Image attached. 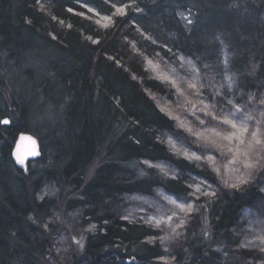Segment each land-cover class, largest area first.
Returning <instances> with one entry per match:
<instances>
[{"label": "trees", "instance_id": "1", "mask_svg": "<svg viewBox=\"0 0 264 264\" xmlns=\"http://www.w3.org/2000/svg\"><path fill=\"white\" fill-rule=\"evenodd\" d=\"M194 97L261 107L264 0H0V264H264V160L222 182L178 153L196 141L166 107ZM23 132L41 158L17 168ZM166 199L193 206L172 238L145 217Z\"/></svg>", "mask_w": 264, "mask_h": 264}, {"label": "rangeland", "instance_id": "2", "mask_svg": "<svg viewBox=\"0 0 264 264\" xmlns=\"http://www.w3.org/2000/svg\"><path fill=\"white\" fill-rule=\"evenodd\" d=\"M180 67L183 68L185 66L181 65ZM188 70L191 71L190 68H188ZM173 71H174L173 69L172 70L170 69V71L168 73L171 75L174 73ZM220 84H221L222 89L229 86V82L227 81V79L224 81H221ZM205 89H207V88H205ZM185 92H186V90H185ZM194 98H195V100L190 98L191 102H192L191 104H189L188 101H185L182 105H179L178 109L175 108V106H177V105L172 106V107H169L167 105V107H166V109L169 110L170 115L174 116L178 120L179 124L181 125V128L183 129V132L186 133V130H188L187 133L191 134V135L188 134L189 138H191L190 140H192L194 137V140L196 141L195 147L197 149H195V150H197V152H194L195 150H192V149L190 151H187V150L183 151V150L179 149L178 153H180L181 155H184V153H188V156L184 155L185 157L188 158V160L198 161L199 164L200 163H204V164L206 163L213 170L216 168H219L220 169L219 172H217L215 170L214 171H215L216 177L219 180H221L222 182H226L227 180L233 181V179H236L238 177V175L241 172H243L244 170H247V171L251 170L252 168L251 169H245L239 163L225 167V165H228V160L230 159L231 154L229 153L227 155H222L220 149H217L216 147L211 146L207 141H205L203 139V136L198 138V136L196 135V133H202L204 136H208L209 139H215L218 144L225 146L223 150L226 152L227 151V142L219 140V138L215 137L209 130L212 128H216L217 130L224 132L225 130L228 129V126L220 124L219 119H221L225 116H228L229 118H234L235 116H239L241 118H244L249 114H244L243 112L236 113V111H233V113H229V114L222 112V114H219L217 116V119L214 120V119H212L211 116L205 115V113L200 110L203 107V105L199 103V99H197V97H194ZM196 101L198 102V104ZM179 102H181V101H179ZM192 105H195V107H193ZM260 105H261V107H259V105H258V108L260 110L258 109V111H256L253 114V116H255L256 118L258 117L257 119L262 120V117L260 114H261V112H264V108L262 107L261 103H260ZM207 106L212 108V106H210V105H207ZM234 109H236V108L234 107L233 110ZM175 110L177 111V113H180V116H178L177 113H174ZM201 120L204 121L203 124L200 123ZM263 121H264V119H263ZM248 123H249L250 127H253L255 125V121H249ZM262 127H264V123H262ZM189 129H191V131H189ZM187 133H186V135H187ZM14 143H15V141H14ZM233 143H235V142H233ZM13 146H14V144H13ZM205 152H208L209 154L211 153L212 154L211 156L215 157V163L214 164L207 161L206 157L208 154H205ZM203 153H204V155H203ZM192 154L200 156L201 159L196 160V159L190 158L192 156ZM251 159L253 162H256V160H258V157L255 154H253ZM93 167H95V165L90 166V168L87 170V172L85 174L86 176H91V173L94 170ZM234 169H239V171H235ZM61 190L62 191H60V192L58 190V193H55V194L52 193L51 196L54 195V197H56V199L59 201V203L63 204V199L67 196V192L65 191L64 188H61ZM205 192H206V190L204 189V187H200V192H196V194L198 196V195H202ZM166 201H168L169 206H171L170 207L171 209L165 210V212H163V213H161V212L158 213V211H156L155 206L149 205L148 206L149 209L147 210L145 217L148 218L149 220H151L152 222H156L157 220H160L161 223H160L159 227H161V229L163 230V232L165 234L169 235V237L172 238L175 235L174 232L176 231V227L174 226V223L176 220H180L179 219L180 215H177V212H176V210H174L173 206L177 209L179 214L182 211L179 208V205H180L179 203L173 202L172 200H168V199H166ZM169 217H171V219H168ZM61 220H62V218L59 219L60 223H61ZM244 220H245V222H247V224L250 223L248 225V227L254 224V226H253L254 228L250 229V231H249L252 234L248 235V238L245 239V242H246L245 246L249 247L250 249H259L260 250L264 246V244H262L261 240L259 239V237H264L263 236L264 235V229H262V225H261V227L258 226L257 223H259V222L257 220H255V216H253V215L245 217ZM78 238L79 237L77 236L76 239H74V243H76L77 245H78V243H77ZM73 248H74V246H73Z\"/></svg>", "mask_w": 264, "mask_h": 264}, {"label": "snow or ice", "instance_id": "3", "mask_svg": "<svg viewBox=\"0 0 264 264\" xmlns=\"http://www.w3.org/2000/svg\"><path fill=\"white\" fill-rule=\"evenodd\" d=\"M71 11V9H70ZM89 12H92L93 9L89 8ZM116 14L123 15L124 14V8L117 7L116 8ZM106 20H111L110 17H105ZM99 23V21H97ZM190 22V21H189ZM108 24H105L104 27H107ZM95 42V41H94ZM151 64L152 62L149 61ZM197 71L195 68H193V72ZM163 79L169 83H171L173 86H176V81L169 79L167 76L163 77ZM187 88L191 90H196L197 95H199L198 86L194 82H189L187 84ZM178 92H180L181 95L184 93L178 88ZM189 104H191V101H188ZM260 103L264 104V100H261ZM201 104H203V101H201ZM195 107V105H192ZM207 116H211L212 119H217V117L208 109L207 105H204L201 109ZM236 113L241 112L240 108H236ZM261 117H264V112H261ZM249 121H255V125L253 127H250ZM4 124H8V120L2 121ZM201 124L204 123L203 120L200 121ZM219 123L223 125H227L228 129L224 132H221L217 130L216 128H212L209 131L219 140L226 141L227 142V151L225 152L223 149L225 146L218 144L215 139H209L208 136H204L202 133H196V135L199 137L203 136V139L207 141L211 146L216 147L217 149L221 150L222 155L231 154L230 159L228 160V165H225V167H228L229 165H235L237 163L241 164L245 169H251L255 168L257 166V163H259L260 160H264V127H262V121L261 119H257L255 116L249 114L244 118H241L239 116H235L234 118H229L228 116H225L221 119H219ZM191 131V129H189ZM21 144L17 145V151H16V159L19 163L23 164L25 162V156L26 155H38V152L36 151L35 145L36 141L33 140L31 137L21 136L20 137ZM25 141H28L31 145V148L28 149L26 152L22 153L21 149L23 148V144ZM235 142V143H233ZM255 154L258 157V160L254 163L251 159L252 155ZM185 156H188V153H184ZM190 158L200 160L201 157L197 156L195 154H192ZM207 161L211 163H215V157L209 155L206 157ZM215 171L219 172L220 169L216 168ZM235 171H239V169H234ZM241 183L247 182L243 177L240 178ZM237 185L233 184L232 187H236ZM196 192H200V187L197 186L195 189ZM204 195H215V193H203ZM198 198V197H197ZM179 208L182 212L190 213L193 211V206L191 204H180ZM168 219H171L169 217ZM161 221H156V226L158 227L160 225ZM261 240V243L264 244V237H259ZM261 251H264V248H261Z\"/></svg>", "mask_w": 264, "mask_h": 264}, {"label": "water", "instance_id": "4", "mask_svg": "<svg viewBox=\"0 0 264 264\" xmlns=\"http://www.w3.org/2000/svg\"><path fill=\"white\" fill-rule=\"evenodd\" d=\"M4 121V120H3ZM2 125H8V124H4V123H1ZM21 136H26V137H31L33 140H35V138L29 134H21L17 137L15 143H14V146L11 150V159L13 161V163L15 164V166L17 167H21L26 161H37L39 160V158L41 157V150L39 149V146H38V143L36 141V145H35V148H36V151L38 152V155H26L25 156V162L23 164L19 163L16 159V151H17V145L21 144V141H20V137ZM31 148V145L28 141H25L24 144H23V148L21 149L22 153L26 152L28 149Z\"/></svg>", "mask_w": 264, "mask_h": 264}, {"label": "bare ground", "instance_id": "5", "mask_svg": "<svg viewBox=\"0 0 264 264\" xmlns=\"http://www.w3.org/2000/svg\"><path fill=\"white\" fill-rule=\"evenodd\" d=\"M3 120H8V119H3ZM2 120V121H3ZM2 121H1V123H2ZM2 125V124H1ZM8 125H9V123H8ZM8 125H6V126H8ZM21 134H29V133H26V132H23V133H19L17 136H16V139H17V137L19 136V135H21ZM30 135V134H29ZM31 136H33V135H31ZM34 137V136H33ZM35 138V140L37 141V143H38V146H39V149L41 150V145L39 144V141L37 140V138L36 137H34ZM16 139H15V141H16ZM11 156V155H10ZM13 162V161H12ZM34 162H37V161H26L21 167H17V168H22L23 166H25L26 164H28V163H34ZM14 164V163H13ZM15 165V164H14Z\"/></svg>", "mask_w": 264, "mask_h": 264}]
</instances>
